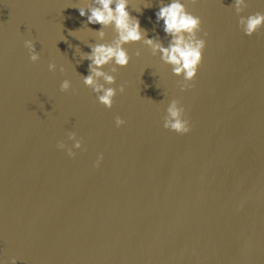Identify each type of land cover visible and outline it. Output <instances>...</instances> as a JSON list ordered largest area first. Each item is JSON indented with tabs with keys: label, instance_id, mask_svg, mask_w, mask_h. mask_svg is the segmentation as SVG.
I'll return each instance as SVG.
<instances>
[{
	"label": "water",
	"instance_id": "obj_1",
	"mask_svg": "<svg viewBox=\"0 0 264 264\" xmlns=\"http://www.w3.org/2000/svg\"><path fill=\"white\" fill-rule=\"evenodd\" d=\"M159 3L131 0L128 10L166 43ZM232 3L186 2L208 34L191 88L181 92L182 77L131 44L112 85L125 92L107 109L79 75L89 62L77 64L76 47L90 52L86 44L114 35L105 29L97 41L90 29L100 25L84 27L77 7L86 0H0V260L264 264V28L245 36ZM247 3L242 15L264 12V0ZM25 40L36 44L38 63ZM173 99L186 110L187 135L163 127ZM69 132L83 141L75 158L57 148L71 146Z\"/></svg>",
	"mask_w": 264,
	"mask_h": 264
},
{
	"label": "clouds",
	"instance_id": "obj_2",
	"mask_svg": "<svg viewBox=\"0 0 264 264\" xmlns=\"http://www.w3.org/2000/svg\"><path fill=\"white\" fill-rule=\"evenodd\" d=\"M187 0H160L159 8L155 12V24L161 26L166 43L158 35L149 38L148 30L141 27L138 16H133L129 12L131 0H86V5L77 7L79 15L86 17L87 25H100L99 30L93 31L97 41H105L107 33L105 29L111 28L113 38L110 42H96L86 44L90 52H82L77 46L76 53L79 54L77 64L88 61V74L80 75L83 85L91 90L96 96L99 104L107 109H111L117 93L125 92V85L113 87L116 84V73L120 68H126L132 57L129 55L126 46L131 44H142L150 50L153 57H159L160 61L171 67L172 74L182 77L179 83L181 92L191 88V82L195 80L199 67L203 62V54L206 48L207 32L202 30V20L188 11ZM192 4L198 0H190ZM149 6H145L148 8ZM235 14L239 17L238 26L245 36L251 37L264 28V12L244 16L248 7L247 0H233L231 5ZM143 14L142 9L135 10ZM75 33L71 32L70 34ZM24 47L28 51L29 60L36 64L41 56L37 51L36 44L32 40H25ZM135 56H141V50L135 51ZM111 66L108 71L104 69ZM55 62L48 64L49 72L57 71ZM61 73L65 72L63 66L59 67ZM72 83L69 79H64L60 84V91L70 92ZM125 120L115 117V126H124ZM164 129L175 132L178 135H187L191 132L190 121L187 119L186 110L179 100L173 99L166 107L163 116ZM67 141L57 143V148L66 151L67 155L75 158L77 151L82 150L83 141L75 132H69ZM103 153L97 155L94 167H99L103 161ZM16 257H12L9 264H18ZM0 264H5L0 260Z\"/></svg>",
	"mask_w": 264,
	"mask_h": 264
}]
</instances>
